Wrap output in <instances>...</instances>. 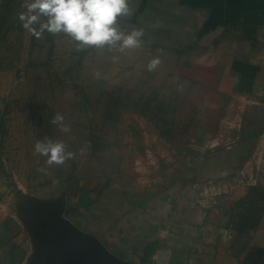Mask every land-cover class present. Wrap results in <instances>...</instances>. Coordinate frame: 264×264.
Here are the masks:
<instances>
[{
	"label": "rangeland",
	"instance_id": "obj_1",
	"mask_svg": "<svg viewBox=\"0 0 264 264\" xmlns=\"http://www.w3.org/2000/svg\"><path fill=\"white\" fill-rule=\"evenodd\" d=\"M23 2L0 0V241L5 245L16 239L32 246L36 229L43 232L40 225L56 219L49 211L91 232L86 229L102 220L103 196L99 201L97 194L105 186L130 189L141 202L149 195L142 190L158 189L180 170L194 176L191 190L199 183L197 204L210 205L208 186L232 158L242 160L231 165L234 173L227 178L264 192V102L242 95L216 100L195 95L194 88L189 94L200 99L180 100L167 85L155 83L148 69H133L129 53L77 51L63 34L45 32L37 39L18 19ZM180 103L193 105L189 116L176 114ZM57 113L69 133L51 123ZM212 122L216 127H204ZM45 137L62 140L75 158L48 166L46 157L34 153ZM93 199L96 206L84 205ZM116 199L113 192L108 195L109 202ZM119 211V222L130 215Z\"/></svg>",
	"mask_w": 264,
	"mask_h": 264
},
{
	"label": "crops",
	"instance_id": "obj_2",
	"mask_svg": "<svg viewBox=\"0 0 264 264\" xmlns=\"http://www.w3.org/2000/svg\"><path fill=\"white\" fill-rule=\"evenodd\" d=\"M130 7L132 14L118 21L121 29L144 33L140 48L124 51L133 69H148L149 62L159 58L160 64L150 71L152 80L167 85L180 100L192 102L201 98L196 94L206 93L216 100L218 95H242L264 102V0H130ZM192 88L194 96L188 92ZM180 105L176 114L189 116L193 105ZM241 160L230 159L211 181L210 205L195 204L198 182L191 190L177 177L170 178L167 187L142 190L152 196L144 204L135 201L138 195L130 189L106 186L99 196L102 220L89 231L135 264L152 240L156 246L145 264H264V210L254 230L237 232L225 225L230 209L252 185L227 178L234 173L230 166ZM111 192L117 199L109 202ZM119 209L130 214L123 216V223ZM124 228H130L126 235ZM34 239L33 248L16 239L6 245L0 241V264H39V241Z\"/></svg>",
	"mask_w": 264,
	"mask_h": 264
},
{
	"label": "clouds",
	"instance_id": "obj_3",
	"mask_svg": "<svg viewBox=\"0 0 264 264\" xmlns=\"http://www.w3.org/2000/svg\"><path fill=\"white\" fill-rule=\"evenodd\" d=\"M21 7L25 11L18 14V19L37 39L45 32L54 36L63 34L75 44L77 51L94 48L122 53L142 46L143 30H123L118 22L132 14L130 0H24ZM112 59L116 61L119 57ZM159 64V58L152 59L148 70L153 71ZM51 123L58 125L61 132L71 131L60 113L55 114ZM79 151L83 154L84 149ZM34 153L46 157L48 166L64 165L76 156L62 140L47 137L35 143ZM37 171L47 173L46 168Z\"/></svg>",
	"mask_w": 264,
	"mask_h": 264
},
{
	"label": "water",
	"instance_id": "obj_4",
	"mask_svg": "<svg viewBox=\"0 0 264 264\" xmlns=\"http://www.w3.org/2000/svg\"><path fill=\"white\" fill-rule=\"evenodd\" d=\"M49 212L56 219L46 220L40 225L44 231L35 232L41 256L39 264H135L109 251L94 234L58 216V212Z\"/></svg>",
	"mask_w": 264,
	"mask_h": 264
},
{
	"label": "trees",
	"instance_id": "obj_5",
	"mask_svg": "<svg viewBox=\"0 0 264 264\" xmlns=\"http://www.w3.org/2000/svg\"><path fill=\"white\" fill-rule=\"evenodd\" d=\"M180 173L176 177L181 178L183 185L186 188H189L191 186V182L194 180V176L192 177L191 175H188V174L186 175V173L181 170H180ZM171 179H175V178H171ZM168 182H173V181L167 180L164 183H160L156 187H159L160 189L163 187H167ZM105 188L106 186L100 192H98L97 194L98 197L102 194ZM150 197H152L151 194L148 195L147 198L145 197L144 200H142L139 203L144 204L147 201V199ZM97 200H94V199L89 200L84 205L88 208H92V206H96L95 203L98 204ZM79 202L83 204V199H80ZM195 204L198 205L196 201H195ZM263 210H264V195L262 194L260 189L257 187V185H251L248 187V191L245 194V196L239 198L236 201L235 205L230 209L229 219L227 220L225 225L227 227H230L236 230L237 232L254 230L258 224L259 218ZM125 219L129 220L128 217H126ZM93 220L94 219H92V221ZM86 230H90V229H86ZM122 238L124 237L122 236ZM155 246H156V240H152L146 243V245L143 248L142 255L140 256V264H145L149 260V256L151 252L153 251V249L155 248Z\"/></svg>",
	"mask_w": 264,
	"mask_h": 264
}]
</instances>
